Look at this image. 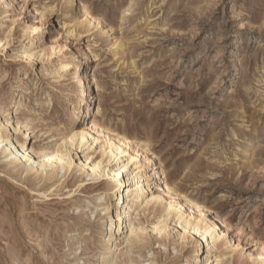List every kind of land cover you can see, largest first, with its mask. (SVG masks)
I'll list each match as a JSON object with an SVG mask.
<instances>
[{
    "label": "rangeland",
    "instance_id": "rangeland-1",
    "mask_svg": "<svg viewBox=\"0 0 264 264\" xmlns=\"http://www.w3.org/2000/svg\"><path fill=\"white\" fill-rule=\"evenodd\" d=\"M12 96L21 128L0 135L38 160L83 122L97 139L47 186L0 155V264H105L109 165L85 173L117 137L138 150L142 196L161 201L115 230L112 262L263 264L264 0H0V119ZM168 203L215 224L212 250L177 215L159 223ZM18 204L48 240L29 239Z\"/></svg>",
    "mask_w": 264,
    "mask_h": 264
},
{
    "label": "bare ground",
    "instance_id": "bare-ground-1",
    "mask_svg": "<svg viewBox=\"0 0 264 264\" xmlns=\"http://www.w3.org/2000/svg\"><path fill=\"white\" fill-rule=\"evenodd\" d=\"M72 1L73 0H68L70 4L72 3ZM27 56L28 58H31L32 54H28ZM86 58H88L87 52L84 51V60ZM95 59L96 58H94L93 60ZM87 75L89 76L87 72L85 73L83 72L84 78ZM79 81L81 82L80 78ZM87 82L89 87L88 89L94 87L92 85L94 83L91 82V79L90 81L88 80ZM84 99H86V95L84 96V92H83L78 96V100L76 101L74 105L75 107H73V109L80 110V105L84 101ZM16 102L17 100L14 96H12L10 99L7 100V107L5 108V114L3 115L2 119H0V132L5 131L8 126L11 127V130H13L14 132L20 130L21 128L20 120L15 119L13 122H11L12 118H7V116L13 114V110L15 108ZM79 112L82 113L83 111L81 110ZM93 131H94V124L92 123L88 124L83 122L81 127L77 128L76 130L73 128L70 133V136L67 139L63 140L61 143H59L57 148L53 152L43 155V158L40 160H38L30 153L26 152V150L24 149V144L16 145V142L14 141L13 137H8L9 135L3 134L0 135V155L4 157L6 160H9V164L14 165L13 169L17 168L22 173L25 174L24 180H27L31 176L32 177L34 176L35 179H40L42 183L45 186H47L50 185L52 183L51 181L57 178L59 174L64 175L65 170L69 168L70 164L67 161V157H69L70 149L72 148L81 149L84 146H85V150L92 148L95 139H97V138H92L91 136L89 137V135L92 134ZM112 144L114 147L109 146L107 151L106 148L104 147H101L99 149L100 159L97 161L95 165L91 167V171L87 170L88 171L87 173H85L84 171L82 172V174L85 173V177H89V180L93 181L96 179L98 175L97 172L100 169V166L104 163L109 165L108 170L105 173L107 174V178H109V183H113L112 189H113L114 198L109 202L102 203L103 210L105 211L104 214L110 215V217L108 216L110 218V219L108 218L109 224L107 223L108 222L107 221L102 225L104 228L103 231L105 230L107 234H109L108 235L109 239L112 238V241L110 240L107 241L106 239L107 243L103 248L104 253L102 254L103 256L101 260L105 264H115V262H112L113 255H115V253L118 250V248L115 246L116 245L115 239L117 236L120 235V233L116 235L115 230H122L124 227L129 225L128 228L132 233L135 230V227L132 225V223L129 224L130 222L129 220H131L132 218L131 215L134 214L133 219H136L135 217L139 214V211L145 210L146 207L149 206L150 204L156 205L159 201H161L160 196L155 195L147 199L146 197L142 196V192L145 189L144 184H142L143 183L142 180L145 177L144 174L142 173V170H140L141 165L138 164L139 160L137 158L138 157L137 148H131L129 151L127 149L128 147H130L129 143L124 138H119V137L114 139ZM154 157L155 155L153 153L147 156L146 164L147 165L151 164L154 161L153 159ZM88 159H89L88 157H84V160L80 162L79 167L85 168V166L87 165L86 161ZM48 168L49 170H47ZM122 172L125 173V176L128 177L127 178L128 180H131L132 183L131 186L133 187H129L130 185L129 186L124 185L125 184L124 175ZM157 173L158 172L154 170L152 172L153 176H155ZM78 182L80 186L81 185L80 183L83 182L81 177L78 179ZM128 192L131 193L128 194ZM124 193H127L126 195L128 198L126 200L129 201V203L124 204V200H122L120 204L119 198L120 196L122 198L124 196ZM23 206L25 205L18 204L17 210L19 211V216H21V218L23 219V223L25 224V226L28 227L29 239H31L33 235H36L34 241H37L38 238L41 237H43V240H46L50 235L49 234L50 231L48 233L44 231V234H42L44 227L42 226L36 227L37 225L35 226V223L33 224L32 220H30L29 218H25L24 214H22L24 209ZM114 211L115 213L113 214ZM114 215L116 219L112 218L114 217ZM175 215H177L178 217L176 221L177 226H180L184 231H188L190 233L189 235L191 238L196 236L199 238L201 237L200 239L204 241L207 250L213 249L214 241L216 240V236L214 234V226H215L214 223L210 224L209 222V224H204L203 226H200L198 222H194L190 217L188 218L184 217L180 212V206H175L169 203L161 208V214H160L161 221L159 220V223L163 221H167L169 218ZM114 221L116 222L113 223ZM128 260L132 261L133 259L129 256ZM215 264H219V261L216 260ZM253 264H259V263L253 262Z\"/></svg>",
    "mask_w": 264,
    "mask_h": 264
}]
</instances>
